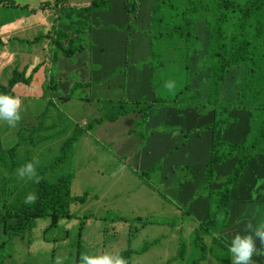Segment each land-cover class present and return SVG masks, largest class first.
<instances>
[{
  "label": "trees",
  "instance_id": "trees-1",
  "mask_svg": "<svg viewBox=\"0 0 264 264\" xmlns=\"http://www.w3.org/2000/svg\"><path fill=\"white\" fill-rule=\"evenodd\" d=\"M55 4L59 5V0ZM119 4L121 11L114 8ZM9 5L16 7L11 0H0V11L5 13ZM101 9L119 14L120 24L134 19L141 22L149 34L151 55L137 58L129 72L131 79L143 88L146 82L158 86L161 82L158 77L171 83L183 81L175 101L181 108H187L183 113L194 112L198 138L202 137V131L212 136L213 141L205 149L185 142L182 146L147 151L142 162L146 170L140 175L169 210L178 209L197 221L198 227L193 233L196 252L191 262L200 264L207 257V249L225 247V244L229 249L232 238L238 233L244 234L250 214L264 212V0H93L88 7L80 8L88 13V18L92 16L89 12ZM203 23L210 29L207 46H201L194 33ZM57 25L53 27L58 31L52 30L48 35L55 45L54 54L67 33L66 27ZM60 33L63 36L58 38ZM75 42L72 39V49H65L70 56L75 53L74 48L77 52L83 49ZM202 48L205 53L197 60L195 54ZM38 71L35 68L29 76L25 71L13 73L0 86V94L16 96V85H31ZM45 76L43 89L49 93L57 86L55 69H47ZM156 100L157 97L151 103L155 104ZM191 128L185 125L187 132ZM76 140L77 136L64 142L55 166L58 163L65 166L63 159ZM24 141L29 146L35 139ZM19 142L20 138L16 146L0 150V166L8 169L5 176L8 180L22 166L13 162L17 157L16 148H27ZM152 177L161 183L169 180L171 184L161 189L151 183ZM73 179L74 174L68 172L59 175L54 184L45 179L39 184L32 182L38 196L35 204H26L17 197L15 205L12 202L4 207L1 203L5 194L1 188L4 179L0 178V235L9 236L0 244V252L14 238L23 239L26 233H32L38 220L50 222L44 230L45 240L63 221L74 220L71 204H85L88 194L74 197ZM117 220L126 222L123 218ZM150 246L145 244L140 252L128 249L120 254L128 264H133V256L147 252ZM224 254L228 258L229 250ZM253 260L264 264V257L254 256Z\"/></svg>",
  "mask_w": 264,
  "mask_h": 264
},
{
  "label": "rangeland",
  "instance_id": "rangeland-1",
  "mask_svg": "<svg viewBox=\"0 0 264 264\" xmlns=\"http://www.w3.org/2000/svg\"><path fill=\"white\" fill-rule=\"evenodd\" d=\"M50 1L28 0L34 5L40 2L43 5L44 2L55 7V0ZM69 1L78 4L86 0ZM95 12L109 11H92L89 12L92 16L88 18V13L80 12L77 6L64 12L60 9L59 14L69 13L71 19L68 23H74L72 29L80 30L83 35L97 28L116 32L117 37L108 44V48L110 52L122 53L121 63L107 73L98 75L91 84L92 77L86 74L82 61L86 54H77L74 63L79 64L81 74L72 75V84L65 85V90L51 91L62 97L59 101L61 106L53 105L46 99L26 98L29 93L27 89L24 95L19 96L23 101L19 124L11 128L0 121V150L16 146L19 138L22 145H26L24 140L35 139L31 145H26L27 148H16L17 157L13 162L23 165L34 156L38 157L40 164L37 173L52 184L59 175L73 173L72 195L82 197L88 194L87 200L85 204H71L74 220L63 221L59 229L49 232L46 236L49 242L44 238V230L50 222L38 220L37 228L32 233H26L23 239L14 238L1 250L0 264H54L57 256L62 258L63 264H76L82 253L100 255L105 252L121 253L128 249L140 252L145 244L151 246L147 252L134 255L133 264H192L193 253L196 252L193 233L198 227L197 221L178 209L175 212L169 210L166 202L140 177L146 170L142 162L147 151L182 146L197 137L194 112L183 113L187 108H181L175 101L184 83L175 81L173 88L168 89L164 85L173 81L158 77L161 82L158 86L152 85V89L149 82L145 83L144 96L143 87L133 81L129 73L138 57L151 55V41L144 25L135 19L130 23L105 25L99 16L93 17ZM5 15L0 11V22ZM194 33L200 39L201 46L208 45L210 29L207 23L197 26ZM61 36L63 33L58 38ZM204 49L196 52L197 60L205 53ZM8 52V42L1 40L0 86L6 84L13 73L25 71L28 75L31 70L30 66L25 70L14 65V60L7 57ZM91 65L93 70L101 68L95 62ZM68 96L70 98H66ZM156 97L155 104L144 103L142 99L154 100ZM63 117L75 125V130L66 133L51 130ZM186 124L192 127L191 132L185 130ZM75 136L77 140L73 148L63 159L65 166L59 163L55 166L61 157L64 142ZM1 159L4 161L3 157ZM7 172L5 166H0V178L4 179L1 183V188L5 190L1 202L4 207L12 202L15 205L17 197L25 200L28 193L35 189L32 181L28 185L27 180H20L16 175H11V180L6 179ZM151 183L163 189L171 181L161 183L152 177ZM117 218H123L126 222H119ZM147 221L150 223L144 225ZM249 221L253 225L264 222V212L250 214L246 218V222ZM81 224L83 237L80 239ZM8 237L1 234L0 244ZM155 241L157 243L154 244ZM225 252H228L226 244L225 247L213 246L207 249V257L200 264H231V253L224 262V258H220Z\"/></svg>",
  "mask_w": 264,
  "mask_h": 264
},
{
  "label": "crops",
  "instance_id": "crops-1",
  "mask_svg": "<svg viewBox=\"0 0 264 264\" xmlns=\"http://www.w3.org/2000/svg\"><path fill=\"white\" fill-rule=\"evenodd\" d=\"M11 2H14L11 0ZM50 2H53L51 0ZM91 0H86L81 3L76 4L73 1L69 0H59V5H46L44 2L43 5L32 4L26 0L25 3L14 2L16 7H10L6 10V15L4 19L0 22V41H7L9 52L7 57L11 60H14V65L27 69L30 66V71L28 76L32 73L33 69L39 68V71L34 74V79L31 85H25L20 83L16 85L14 91L17 97L24 95L27 89L29 93L26 94V98H36V99H46L51 104H56L61 106L60 100L61 96H56L51 92L46 93L44 87L45 83V74L47 69H55L57 79L54 91L65 90V85L72 84V75H80L81 72L78 70L79 64L74 63V58L77 54L85 53L86 56L83 58V65L86 68V74L91 75V84L92 81L97 79V76H101L104 73H107L114 66L119 65L122 59V53L110 52L108 44L113 42L117 37V33L114 31H107L103 28H97L89 32V34L79 37L81 31L74 30V23H68L71 19L69 13H62L65 10H70L73 7L79 6L80 8H85L87 4H90ZM120 5V4H119ZM114 8L117 11H121V5ZM80 12H83V10ZM96 17H100L102 23L105 25H112L121 18L119 14H116L113 11L109 12H95ZM59 24L63 27H66L67 33L63 38L61 44L58 45L57 54H54L53 50L55 45H52V38L48 35L52 32L58 31L54 29L53 25ZM79 24V23H78ZM75 39L77 45L82 46L83 49L80 52L74 48L75 53L69 55L66 53L65 49L71 47V40ZM77 52V53H76ZM51 56V59H49ZM53 57H55L53 59ZM50 61L47 64V61ZM92 62H95L101 66L99 70H93ZM47 67L45 70L41 69ZM6 70V68L4 69ZM4 70H2V76L4 75ZM130 72V70H129ZM77 80V78H75ZM128 82L125 84L124 88L127 86ZM78 85H87L85 83H79ZM132 85L130 84V87ZM144 89V88H143ZM152 89V86L151 88ZM149 89L148 95H150L151 90ZM40 93V94H38ZM146 91L144 89L143 95L145 96ZM70 97V96H68ZM20 99H22L20 97ZM82 99H86L82 98ZM144 99V103H151L153 100ZM74 124L68 121L66 118H61L51 129L66 133L74 129ZM207 134V136H206ZM201 138H194L191 145L192 147H198L205 149L207 145L212 141L211 134L208 135V132L202 131ZM187 148V146H185ZM220 258H224L223 262L226 260L227 256L221 254Z\"/></svg>",
  "mask_w": 264,
  "mask_h": 264
},
{
  "label": "clouds",
  "instance_id": "clouds-1",
  "mask_svg": "<svg viewBox=\"0 0 264 264\" xmlns=\"http://www.w3.org/2000/svg\"><path fill=\"white\" fill-rule=\"evenodd\" d=\"M173 86L172 83L165 84L168 89H172ZM22 105L23 101L19 97L0 94V121L8 127L15 128L22 119ZM39 164V158L34 156L30 162H26L16 169V177L20 180L39 184L42 179L37 173ZM37 199L36 193L30 192L25 197V203L35 204ZM257 241L259 246H257ZM228 250L231 253V264H256L253 260L254 256L264 257V223L253 225L251 221L247 222L244 234H236L232 238ZM64 259H67V257H64ZM54 264H63L62 258L57 256ZM79 264H128V261L119 252H105L100 255L82 253L79 257Z\"/></svg>",
  "mask_w": 264,
  "mask_h": 264
}]
</instances>
